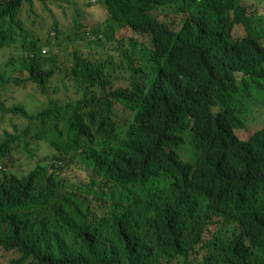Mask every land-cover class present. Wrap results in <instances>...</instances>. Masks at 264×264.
Wrapping results in <instances>:
<instances>
[{"label":"trees","instance_id":"16d2710c","mask_svg":"<svg viewBox=\"0 0 264 264\" xmlns=\"http://www.w3.org/2000/svg\"><path fill=\"white\" fill-rule=\"evenodd\" d=\"M53 1L64 3L0 0V50L21 48L19 75H0V88L30 85L42 100L32 113L0 101V120L23 124L0 136V260L264 264V120L244 105L264 94V10L100 0L104 23L74 19L58 64V50L41 53L50 36L40 42L21 18ZM29 133L50 161L19 177L6 161L33 158Z\"/></svg>","mask_w":264,"mask_h":264},{"label":"rangeland","instance_id":"374dc122","mask_svg":"<svg viewBox=\"0 0 264 264\" xmlns=\"http://www.w3.org/2000/svg\"><path fill=\"white\" fill-rule=\"evenodd\" d=\"M62 1L64 2L62 4L55 3L54 1L48 2L46 3L45 9H42L37 4H35V15L31 17H27L25 13H22L21 15V18L25 20L24 23H26L31 34L36 36L40 42H46L48 40V35L50 36V38L52 39L50 42L54 45H51V47L48 49L43 48V50L47 55L49 54L50 49L53 51L54 49L58 50L60 55L58 64L60 62H64L67 57L66 53L69 49V45L68 43H66V41L73 35L74 19L77 18L79 19L80 23L83 22L93 27V31L96 30V27H98L99 25L101 26L106 19L105 9L100 0ZM93 1L94 3L91 4ZM255 2L262 10H264L263 3H261L259 0H255ZM88 4H91V7L87 6ZM54 20L58 21L60 30L62 32V35L61 37H59L58 42L53 41L54 33L51 31L53 26L52 21ZM90 39L94 40V38L92 37H90ZM56 44H59V46H57ZM19 46L20 43L17 41L11 47L0 50V75L4 78V80L9 77L12 78L19 75V73L17 72L19 59L18 54H21V48ZM86 48L87 47L85 46V44H83L82 50L86 51ZM87 49L98 51V53L100 55H103L104 58L109 55L108 53L103 54L107 52L106 49L93 47H88ZM12 58H14V63L12 64V66H10L9 62ZM56 77L59 78L60 75H56ZM118 85L121 86L120 84ZM31 90L32 87L30 85L26 86L25 89H16L12 85L6 87L5 89L0 88V101H4V103L8 107L15 103L19 104L23 106L28 113H32L40 106L42 100H37V97L31 93ZM68 96L70 97V99L75 98V96H73V91H69ZM57 97L59 96L57 95ZM244 105L246 106V111L249 114L248 116L252 123L255 121L264 120V94L257 95L254 99L245 102ZM17 122V118L9 120L8 116H6L4 120H0V136L4 130L12 131L11 127L13 125L18 126L19 128L23 126L21 122ZM32 135L33 133H29L30 138H27V141L29 143L27 149L29 151H34L33 158L29 159L26 153H15L13 154L14 161L12 163L9 160L6 161V171H10L12 174H17L20 177L26 175L30 169L32 170L33 168H35L37 161H41L43 165H49V159L51 155L49 148L44 145L43 142L31 138ZM185 158L187 159L188 157ZM7 261L8 260L6 258H2L0 260V264H7Z\"/></svg>","mask_w":264,"mask_h":264},{"label":"bare ground","instance_id":"6f19581e","mask_svg":"<svg viewBox=\"0 0 264 264\" xmlns=\"http://www.w3.org/2000/svg\"><path fill=\"white\" fill-rule=\"evenodd\" d=\"M116 1V0H115ZM94 2V1H93ZM134 2V1H133ZM179 2V1H178ZM96 3V2H95ZM114 3V2H113ZM126 3V2H125ZM124 3V4H125ZM112 4V3H111ZM96 5V4H95ZM113 5V4H112ZM126 5V4H125ZM79 6V5H78ZM115 6V5H114ZM123 7V6H122ZM116 8V7H115ZM121 8V7H120ZM179 8V7H178ZM148 9V8H147ZM121 10H123V9H121ZM151 11V10H150ZM145 12V11H144ZM125 13V12H124ZM162 15V14H161ZM142 16V15H141ZM154 19V18H153ZM73 20V19H72ZM166 21V20H165ZM75 22V21H74ZM170 23V22H169ZM80 27V26H79ZM86 29V28H85ZM90 30V29H89ZM79 31V30H78ZM264 31V30H263ZM114 39V38H113ZM3 42V41H2ZM20 47V46H19ZM94 47V46H93ZM23 50V49H22ZM8 61V60H7ZM128 62V61H127ZM3 64H5V63H3ZM129 64V63H128ZM57 66V65H56ZM57 73V72H56ZM57 78V77H56ZM1 79V78H0ZM15 82V81H14ZM239 116V115H238ZM262 118H263V116H262ZM2 122V121H1ZM18 123V122H17ZM263 126V125H262ZM10 127V126H9ZM153 131V130H152ZM155 131V130H154ZM73 135V134H72ZM75 136V135H74ZM62 137V136H61ZM185 144V143H184ZM25 146V145H24ZM64 150V149H63ZM111 152V151H110ZM109 152V153H110ZM44 156V155H43ZM135 157V156H134ZM26 173V172H25ZM22 175V174H21ZM53 175V174H52ZM261 184V183H260ZM253 187V186H252ZM151 200V199H150ZM139 201V200H138ZM142 201V200H141ZM209 220V219H208ZM210 223V222H209ZM201 235V234H200ZM201 245V244H200ZM253 258V257H252ZM258 261H260V260H258Z\"/></svg>","mask_w":264,"mask_h":264},{"label":"built area","instance_id":"2783aa9c","mask_svg":"<svg viewBox=\"0 0 264 264\" xmlns=\"http://www.w3.org/2000/svg\"><path fill=\"white\" fill-rule=\"evenodd\" d=\"M41 53L44 55L45 54V51L43 50Z\"/></svg>","mask_w":264,"mask_h":264}]
</instances>
